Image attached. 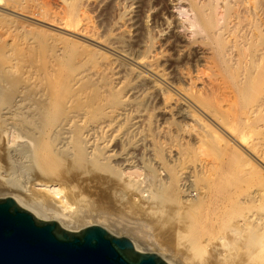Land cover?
I'll list each match as a JSON object with an SVG mask.
<instances>
[{
	"label": "rangeland",
	"instance_id": "rangeland-1",
	"mask_svg": "<svg viewBox=\"0 0 264 264\" xmlns=\"http://www.w3.org/2000/svg\"><path fill=\"white\" fill-rule=\"evenodd\" d=\"M34 1L42 16L27 14V9L35 10ZM20 4L27 13L9 14L0 25L12 30L10 36H18L19 42L29 40L36 58L60 61L70 77L94 70L105 96L77 122L84 127L103 121V132L95 141V160L60 154L50 173L31 169L20 187L6 180L9 164L0 149V195H19L24 201L36 198L54 208L60 196L75 206L89 205L92 214L105 213L128 226L113 232L130 236L139 242L140 251L163 255L172 264L239 262L234 257L219 262L212 256V236L220 226L216 233H224L225 224L221 221L215 229L209 199H194V193L209 186V166L215 159L230 160V177H236L240 166L244 167L237 169L238 174L248 170L246 166L258 171V178L260 171L264 174V164L233 138L248 121L243 104L264 95V62L257 79L241 89L236 82L246 64L240 68L223 59L244 37L241 45L247 56L264 50V0H22ZM153 57L156 74L142 65ZM259 98L264 115V100ZM78 108L76 100L64 104L68 114ZM236 154L253 164L241 165L243 159ZM258 178L248 181L246 189L254 187L264 194ZM43 181L55 184L59 192L46 191L39 185ZM263 208L255 209L264 213Z\"/></svg>",
	"mask_w": 264,
	"mask_h": 264
},
{
	"label": "bare ground",
	"instance_id": "bare-ground-1",
	"mask_svg": "<svg viewBox=\"0 0 264 264\" xmlns=\"http://www.w3.org/2000/svg\"><path fill=\"white\" fill-rule=\"evenodd\" d=\"M16 1L5 0L4 4H0V20L2 18L6 20L9 14H20L21 11L24 14L26 10L22 8L24 5L20 4L22 0L20 2H18L19 0ZM35 2L37 1L31 2L35 10L31 11L29 9L28 11L26 8L28 13H25L31 14V17L32 14L36 16L40 13L42 16L43 12L37 11L39 10L38 3L36 4ZM28 3L30 5V2ZM44 19L46 20V17ZM47 19L52 23L63 24L60 19V21L55 18L51 19L50 17H47ZM3 25L5 26V24ZM9 28L11 29V26ZM10 31H8V28L0 25V149L3 151L2 154H4L3 156L6 157L8 161L6 162L9 164L6 180L18 186L19 184L23 185L22 179H27L31 169H37L45 174L47 172L50 173L52 163L60 154L94 160L98 157L96 152L97 143L95 141L98 139V135L103 132L101 131L103 121L94 120L82 127V125L78 124L77 119L84 117L88 111L96 109L105 95L101 93L99 81L96 80L97 76L93 72L94 70L91 71L92 73L78 72L70 77L66 72V67L63 66L64 64L60 61L51 62L47 58H42V60L39 56L36 58V50H34L35 52L32 50L34 45L31 46V42L25 40V38V42L24 40L19 42L16 35V38H12ZM88 32H90L89 29H86V33ZM10 37L11 39H8ZM243 39L246 41L245 37ZM242 40L241 44L244 41ZM241 44L234 47L235 49L225 52L223 59H226V62L236 63L240 68H242V65H247H245V69L237 68L242 70V72L244 71L243 74L241 73L242 75L239 74L240 78L236 82V86L243 89L251 86L257 79L256 77L261 73L260 69L264 62V50L258 53H254V51L253 54L252 52H248L254 56H247L244 51L246 46ZM156 61L157 59L153 57V59L150 58V60L143 61L142 65L151 71L156 70ZM231 66L233 65L231 64ZM234 67L236 66L232 68ZM156 72L157 70L153 73L156 74ZM262 96L261 98L257 96L255 98L257 100L254 102L249 101L248 97L246 98V101L248 99L247 104L243 105L248 106V110L247 106H244L248 121H244L241 124L243 126L234 132L233 138L237 139L249 152V155L251 154L255 157L256 161L264 164V115L260 114L262 111L260 105L263 104L258 103V98L259 102L264 100L262 99L264 95ZM194 98L196 99V97ZM198 98L196 99L197 101ZM75 100L80 105V108L72 114L66 113L64 104L66 105ZM199 100L201 101V98ZM204 100L201 103L206 105ZM63 110L64 114L60 115L63 113ZM211 110L213 109L211 108ZM253 114H256V119ZM261 115L262 117H260ZM251 116H253V121L251 120ZM238 155L236 154V156L243 159L241 165L253 164L249 160H246V157L244 159L241 154ZM230 166L229 159H215L209 166L211 176L210 187L208 186L206 190L204 189L200 192L196 191L194 199L198 200L205 197L209 199L212 205L211 215L215 229L219 222L221 225V221L225 224V231L222 229L224 233L221 231V234H219L218 230L222 228L220 226L217 228L218 230L216 229L213 234L214 236H212L211 253L214 259H218L217 261H224L222 259H225L227 261V257H234L235 260H239V262H237L238 260L236 261L238 264H259V261L262 263V260H264V213H260V207L259 212L255 208L259 205H264V194H262V191L253 190L254 187L246 189L248 186H245L248 181L253 180L252 178H258L256 175L258 171L256 173L252 171V167L246 166L245 169H249L245 171L243 169L244 172L241 170V173L238 174L239 169H242L244 166H240V168L237 166L239 171L235 170L237 175H234L236 177H230L233 173L229 174L231 170ZM260 172L258 176L261 175V177L258 178V182L261 180L263 184L264 174L262 171ZM43 182L39 185L46 188V191L50 190L52 193L53 191L54 193L59 192V189L54 187L56 186L55 184ZM254 183H256V180ZM243 185L245 186V190ZM260 187L257 186L258 189ZM9 197H12L15 203L23 204L25 210L38 218L56 220L62 227L68 229H81L93 224L94 221H97V224L100 225H107V231L111 232L120 231L123 227L122 221L115 220L105 213L92 214L89 205V208L79 206L80 203L78 206H75L73 205L74 203L70 202V199L67 198V200L64 196L59 197L61 200L55 201L57 204L55 208L52 205L53 208L47 207L45 204L44 206L40 199L37 200L36 198L24 201L19 195H10ZM192 199L193 197H187L186 200ZM262 210L264 212V208ZM129 220L131 219L129 218ZM131 222H134V220ZM125 227L127 228L128 226ZM217 231L219 233H216ZM131 239L133 240V238ZM133 242L137 250L140 251L139 242L135 240ZM157 255L160 256V254ZM160 257L168 264H172L163 255ZM261 257L262 259L257 262Z\"/></svg>",
	"mask_w": 264,
	"mask_h": 264
},
{
	"label": "water",
	"instance_id": "water-1",
	"mask_svg": "<svg viewBox=\"0 0 264 264\" xmlns=\"http://www.w3.org/2000/svg\"><path fill=\"white\" fill-rule=\"evenodd\" d=\"M0 264L168 263L154 252L138 251L130 236L107 231V225L68 229L0 195Z\"/></svg>",
	"mask_w": 264,
	"mask_h": 264
}]
</instances>
